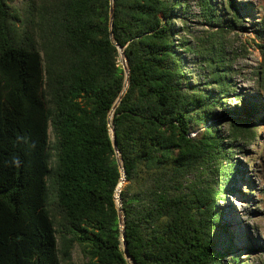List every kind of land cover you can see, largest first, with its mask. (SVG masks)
Listing matches in <instances>:
<instances>
[{
  "label": "trees",
  "instance_id": "trees-1",
  "mask_svg": "<svg viewBox=\"0 0 264 264\" xmlns=\"http://www.w3.org/2000/svg\"><path fill=\"white\" fill-rule=\"evenodd\" d=\"M213 3L198 0L200 15L223 28L215 42L224 49L238 8L219 15ZM183 6L0 0V264H73V249L83 264H240L224 260L235 248L218 201L238 174L232 150L256 136L248 110L256 106L243 99L220 137L214 110L231 87L229 71L210 59L215 93L187 82L176 49L190 48L175 44L173 27ZM260 27L264 60V20ZM118 47L129 71L122 96ZM257 75L264 80V63ZM108 116L124 171L118 196L129 263ZM218 231L230 238L226 249L215 248Z\"/></svg>",
  "mask_w": 264,
  "mask_h": 264
},
{
  "label": "rangeland",
  "instance_id": "rangeland-1",
  "mask_svg": "<svg viewBox=\"0 0 264 264\" xmlns=\"http://www.w3.org/2000/svg\"><path fill=\"white\" fill-rule=\"evenodd\" d=\"M177 1L183 2L185 6L182 7L184 12L177 14L173 27L177 28L178 34L175 44L182 39L190 48V51L182 47L176 49L182 59L187 82L192 87L207 88V84L211 83L207 69L210 59L224 60L227 64L231 87L226 96H220L222 103L214 110L217 120L213 123L220 137L226 136L230 112L236 107L244 111V108L241 109L243 99L256 106L248 109L252 113L249 121L256 136L250 144H238L240 150H232V161H236L238 174L232 173L233 176L229 178L231 190L223 194L218 206L223 208L222 223L230 225L233 236L231 242L235 248L234 253H228L224 260L229 261L232 256H237L240 264H264V80L259 81L257 75L260 64L264 63L257 49L261 42L257 33L264 20V0H213L219 15H223L220 8L229 4L238 8L239 22L224 34V49H219L215 42L219 38L223 40V28L221 31L218 25L207 23L201 18L198 0ZM225 16L224 20L228 18V13ZM121 61L120 58V65ZM205 90L216 92L214 87ZM205 125H209V122ZM194 128L199 132L204 125ZM229 240L225 232L218 231L215 248L226 249ZM83 262L81 254L73 249L72 263Z\"/></svg>",
  "mask_w": 264,
  "mask_h": 264
},
{
  "label": "water",
  "instance_id": "water-1",
  "mask_svg": "<svg viewBox=\"0 0 264 264\" xmlns=\"http://www.w3.org/2000/svg\"><path fill=\"white\" fill-rule=\"evenodd\" d=\"M109 16H110V27H112V21H113V9H112V6L110 7ZM110 38L112 39V31H110ZM118 50H119L120 58L122 59V61H121L122 69H123L124 74H125V85H124L123 91L121 93V96H122L123 93L126 90L127 85H128L129 71H128L126 58H125V55L123 53V50L120 47H118ZM121 96L117 99V101L115 102L112 110L110 111L111 117L113 115L114 109L116 108V106L119 103V99L121 98ZM110 121L111 120L109 119V116H108L107 122H108L109 132L111 133V137H112V140H113V149H114V151L116 153L117 163L119 165V169H120V173H121V179H120V182H119V184H118V186H117V188L115 190V196L114 197H115V204H116V208H117L118 222H119V225H120V228H121L122 250L124 252L125 259L128 260V263H129V257H128L126 246H125V242H124V238H125V236H124V226H123L124 225V217H123L121 204H120V200H119V196H118V194L120 192V188L119 187H121L123 182H124V171H123L121 159L119 158V153H118L117 148H116L114 131H113V127H112Z\"/></svg>",
  "mask_w": 264,
  "mask_h": 264
},
{
  "label": "bare ground",
  "instance_id": "bare-ground-1",
  "mask_svg": "<svg viewBox=\"0 0 264 264\" xmlns=\"http://www.w3.org/2000/svg\"><path fill=\"white\" fill-rule=\"evenodd\" d=\"M109 114H111V113H109Z\"/></svg>",
  "mask_w": 264,
  "mask_h": 264
}]
</instances>
